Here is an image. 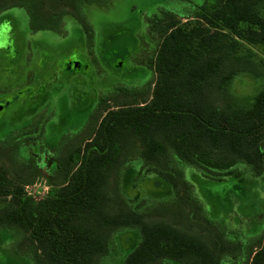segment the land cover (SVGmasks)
Returning a JSON list of instances; mask_svg holds the SVG:
<instances>
[{"label": "trees", "instance_id": "16d2710c", "mask_svg": "<svg viewBox=\"0 0 264 264\" xmlns=\"http://www.w3.org/2000/svg\"><path fill=\"white\" fill-rule=\"evenodd\" d=\"M109 3L0 0V14L22 9L32 30L59 32L67 17L81 19L85 6ZM182 17L179 23L162 11L148 21L158 36L147 63L155 80L123 91L132 100L116 110L101 99L87 138L59 143L45 199L24 192L38 176L36 150L19 152L35 146L43 128L37 123L0 139V232L17 237L29 264H111L116 238L129 231L137 240L122 264H264V229L247 243L229 225L247 218L229 219L232 203L212 216L208 198L199 203L187 178L193 170L213 184L264 181V58L253 50L264 52V0H203ZM70 66L67 76L83 70ZM241 77L256 82L254 94L235 93ZM146 178L159 180L168 195L130 197L124 186ZM236 188L228 195L239 204Z\"/></svg>", "mask_w": 264, "mask_h": 264}, {"label": "rangeland", "instance_id": "374dc122", "mask_svg": "<svg viewBox=\"0 0 264 264\" xmlns=\"http://www.w3.org/2000/svg\"><path fill=\"white\" fill-rule=\"evenodd\" d=\"M202 1L111 0L103 8L85 6L81 19L67 17L59 32L32 30L28 14L22 9L0 14V139L17 137L37 123L38 128H43L35 146L24 145L19 151L28 155L36 150L39 170L34 183L41 186L33 192L42 191L44 183L49 186L48 171L60 151L59 143L64 138H87L101 99H110L109 110H116L113 105L132 100L123 91L144 90L146 84L155 80L156 74L147 63L156 52L158 36L149 32L148 21L169 11L177 22L184 23L182 14ZM253 50L257 60L264 58L260 48ZM70 64L72 70H83L67 76ZM255 87L256 82L249 77L238 78L233 84L235 93L242 96L254 94ZM150 90L147 89L149 95ZM197 176L188 170L187 178L199 195L198 202L203 196L209 200L205 210L219 218L220 214L225 215L223 208L227 203L228 207L232 203L235 212L229 219L240 215L247 219H242V224L229 225L247 243L258 238L264 229V181L250 177L242 184H213L201 182ZM131 181L124 186L130 197L138 194L159 200L168 195V189L157 179L136 181L135 188ZM233 185L237 186L239 204L228 195ZM50 191L51 187L48 194ZM136 240L134 231L118 236V254L111 264H122ZM23 253L13 233L0 232V264H29Z\"/></svg>", "mask_w": 264, "mask_h": 264}, {"label": "built area", "instance_id": "2783aa9c", "mask_svg": "<svg viewBox=\"0 0 264 264\" xmlns=\"http://www.w3.org/2000/svg\"><path fill=\"white\" fill-rule=\"evenodd\" d=\"M39 186H41V184L37 183V182L33 183L31 185H26L24 187V192H25V194L27 196L33 198L35 201L43 200V199H45L47 197L50 187L46 183H44V185H42V191H40V192H35L34 191L33 192V189L37 188Z\"/></svg>", "mask_w": 264, "mask_h": 264}, {"label": "water", "instance_id": "95a60500", "mask_svg": "<svg viewBox=\"0 0 264 264\" xmlns=\"http://www.w3.org/2000/svg\"><path fill=\"white\" fill-rule=\"evenodd\" d=\"M75 68L78 67L76 64L73 65Z\"/></svg>", "mask_w": 264, "mask_h": 264}, {"label": "flooded vegetation", "instance_id": "af4514ba", "mask_svg": "<svg viewBox=\"0 0 264 264\" xmlns=\"http://www.w3.org/2000/svg\"><path fill=\"white\" fill-rule=\"evenodd\" d=\"M70 67H71V66H70ZM79 69H80V68H79ZM79 69H78V70H79Z\"/></svg>", "mask_w": 264, "mask_h": 264}]
</instances>
